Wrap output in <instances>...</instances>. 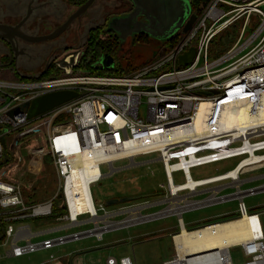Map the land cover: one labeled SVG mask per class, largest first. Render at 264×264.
<instances>
[{
  "label": "built area",
  "instance_id": "built-area-1",
  "mask_svg": "<svg viewBox=\"0 0 264 264\" xmlns=\"http://www.w3.org/2000/svg\"><path fill=\"white\" fill-rule=\"evenodd\" d=\"M263 6L264 0H211L176 45L165 47L152 62L124 75H90L78 70L86 50L82 47L74 50V54L69 55V51L59 56L51 69L55 71L54 75L29 81H0V159L4 155L3 141L6 137L36 124L35 127L46 131V144L29 149V153L50 155L59 182L50 199L28 206L19 185L0 180V218L7 223L6 238L0 246H9L0 259L51 250L90 235L102 239L104 232L117 225H100L101 231L97 233L86 231L58 239L45 238L35 243L34 238L52 233L54 229L36 231L29 225H16V222L51 216L59 195H62V205L68 212L58 220H71V205L85 201L87 195L94 205V213L85 210L77 212L75 217H102L90 189L93 183L106 176L101 173L100 166L109 165L112 170L117 161L135 162L138 156L156 154L167 178L161 189H165L166 197L174 201L173 209L166 208L159 216L168 217L173 212L179 217L181 226V230L172 235L176 254L162 264H234L231 248L205 252L203 259H194L193 255L181 258L175 241L184 230H197H187L183 226L185 211L230 200L239 203V217L230 221L247 217L260 231L258 237L237 245L249 259L244 264H264L261 214L249 213L245 204L246 197L264 192V184L242 189L243 185L263 179L264 175L241 179L244 172L264 170V123L257 121L250 127L221 130L225 103L249 107L252 117L259 114L263 104ZM242 19L235 46L222 57L210 61L209 50L214 38ZM249 25H258V28L238 46L241 39H245ZM190 48L196 50L194 60L186 67L178 66L179 57ZM71 57H74V63H70ZM70 66L72 72H62ZM62 90L77 92L80 98L37 119L30 118L29 106L35 99ZM205 92H210V95H205ZM204 103L210 104V108L204 119L205 130H202L199 118ZM238 108L235 107L234 111ZM237 157L243 159L235 169L223 175L200 181L191 177L190 171L194 168ZM88 163L97 165L99 169V173L90 179L86 177ZM179 171L185 178L182 185H177L172 177ZM235 171L238 172V184L229 176ZM225 181L229 182L226 188L235 189L234 194L214 195L201 202L185 196V193L195 194L202 187ZM189 184L194 186L189 187ZM100 209L106 213L103 206ZM142 218L150 221L156 216ZM54 259L51 256V260ZM104 264L135 263L132 257H109Z\"/></svg>",
  "mask_w": 264,
  "mask_h": 264
},
{
  "label": "rangeland",
  "instance_id": "rangeland-1",
  "mask_svg": "<svg viewBox=\"0 0 264 264\" xmlns=\"http://www.w3.org/2000/svg\"><path fill=\"white\" fill-rule=\"evenodd\" d=\"M75 8H78L74 6ZM264 9V6L262 7ZM243 19L235 23L239 27ZM258 28V25H249L245 30V39H241L238 46L248 39ZM228 30V29H227ZM234 33H227L226 41H234V45L238 40V31L234 28ZM223 33V32H222ZM230 35V36H229ZM232 43V44H233ZM164 41L151 39L148 43L135 42L132 37L120 42V49L115 63L110 69H114L118 64L126 70L139 69L147 63L153 61L156 56L164 49ZM45 45L37 46V49L29 53L32 56L30 64L37 67L34 69H26L21 71V74L26 77L35 78L42 73V58L45 57ZM49 52V51H47ZM43 53V55H42ZM48 54V53H46ZM2 56V55H1ZM0 56V58H1ZM22 56L19 62L22 61ZM210 61H213L214 56H210ZM117 63V64H116ZM229 62L223 64L227 65ZM93 68H98L97 64H92ZM83 73L90 75H98L97 71L91 70L89 67L80 66ZM72 72V66L63 69L62 72ZM129 73V72H128ZM55 71H51L49 75H54ZM20 78L13 71L4 69L0 71V81L17 82ZM36 125V124H35ZM35 125L27 126L20 133H15L9 136L7 145L14 157H17V162H11L3 171L0 172V179L9 181L19 185L24 194L25 200L28 197L40 196L42 190L50 183L51 176L54 177L55 167L48 164L50 155H31L29 149L33 147H44L46 140V131L38 129ZM37 126V125H36ZM33 129V131H31ZM30 131L33 134H30ZM18 137L21 140H15ZM158 156H138L135 158L134 165L129 168L117 171L110 168L109 165H101L100 171L105 176L102 180L93 183L90 186L91 195L96 208L99 209L100 216H104L107 221L118 224L126 218V215H121L114 219L108 220L107 216L110 211H116L115 214H120L124 210L130 209L133 202L109 206L105 202L117 198H132L142 196V201L152 202L166 197L165 189H161L162 185H166L167 178L161 161H156ZM243 157H237L219 163L205 165L194 168L190 171L193 180L206 179L215 175L225 174L237 167ZM52 160V158H51ZM131 163L130 160H121L113 164V168L125 167ZM264 175V170L256 169L241 174L242 180H247L252 177ZM56 190L59 186L58 177L55 173ZM173 180L177 185L185 183V178L182 172H174ZM228 181L220 182L218 185L228 184ZM264 184V178L257 181L247 183L242 186L243 190L256 188ZM55 190V191H56ZM235 189L225 188L220 192L221 196H229L234 194ZM34 195V196H33ZM139 201V202H142ZM63 204V199L55 200V206L60 207ZM238 201L230 200L224 203L215 204L204 208L203 210H194L183 215L187 230H195L202 228L212 223H220L230 221V219L239 217ZM245 204L249 213H260V220L264 230V192L254 196L245 198ZM101 206L106 209V213L101 211ZM165 205L150 208L144 211L142 216L153 215L155 212L162 210ZM212 213L214 217L210 216ZM128 221L120 226L111 227L109 231L102 234V239H98L95 235L80 238L77 240L68 241L65 244L55 246L51 250H40L32 254L24 255L20 258H2L0 264H104L109 257L122 258L132 257L135 264H162L173 258L176 254V246L173 242L172 235L181 230L178 217L169 216L145 221L141 216L138 221ZM206 218H205V217ZM144 220V221H142ZM113 221V222H112ZM95 221L90 216H84L78 219L76 223L71 220H56L51 221L50 218L27 219L16 222V225H29L33 230L42 231L53 228L54 231L45 236L34 238L35 243L41 242L45 238L58 239L90 231L94 228ZM101 226L106 225L104 222L99 223ZM66 226V227H65ZM66 229V230H65ZM9 247V246H8ZM8 247L0 246V255H3ZM231 255L234 264H244L249 259L243 254L242 248L239 246L231 248ZM54 256V260H51Z\"/></svg>",
  "mask_w": 264,
  "mask_h": 264
},
{
  "label": "water",
  "instance_id": "water-1",
  "mask_svg": "<svg viewBox=\"0 0 264 264\" xmlns=\"http://www.w3.org/2000/svg\"><path fill=\"white\" fill-rule=\"evenodd\" d=\"M97 0H87L83 5L78 7L65 22L59 27L54 29L48 34H44L41 30V15H36L35 19L31 23L32 31L23 30V25L29 18L30 13L42 9L41 6H36V2L31 1L26 6L29 9V13L22 22L15 26L0 24V42L4 46H0V56L5 54L14 55L16 58L20 54H26L32 52L38 45L44 44L45 48L53 49L56 47L54 41L58 40L59 48L55 52H59L56 57L61 56L63 53L71 51L69 55L74 54V50H78L84 47V41L78 47L71 46L66 42L68 31L73 27L76 21H80L86 13H88ZM135 7L134 11L122 15H112L108 17L106 23V31L114 32L120 42L127 40V38H136L139 35H145L150 39L164 41L165 43L173 38L176 33L183 29L184 33H187L192 28L197 19V15L193 13L191 4L188 0H129ZM33 11V12H32ZM142 17V20L139 18ZM36 21V22H35ZM70 35V34H69ZM67 36V37H66ZM62 45V46H61ZM67 54L66 57L69 56ZM196 55L195 48H190L185 54L181 55L178 59V66L186 67L192 63ZM64 59V58H63ZM74 57H71L70 63H74ZM115 63L113 56L110 54L103 55L99 61L95 64L100 69H110ZM67 63H64L66 66ZM2 66V65H0ZM48 65L46 69L37 77L40 78L48 72ZM23 77V76H22ZM29 78V77H27ZM205 95H210V92H205ZM80 96L74 91H56L43 95L35 99L29 106V116L31 119H37L54 109L61 107L62 105L79 99ZM5 146V141H3ZM62 195L58 196L61 199ZM142 196H135L132 198H117L111 199L105 202L106 205L113 206L123 204L126 202L136 201L142 199ZM165 204L160 205H167ZM131 209L124 210L120 214L108 215L107 219L111 220L121 215H127ZM133 211L142 213L141 210ZM162 211H159L156 215V219L160 218ZM142 215V214H141ZM104 217V216H103ZM145 217V216H143ZM128 219L120 221L118 224L122 225L126 223ZM151 221V220H150ZM147 222V221H146ZM94 228L88 232H95Z\"/></svg>",
  "mask_w": 264,
  "mask_h": 264
},
{
  "label": "bare ground",
  "instance_id": "bare-ground-1",
  "mask_svg": "<svg viewBox=\"0 0 264 264\" xmlns=\"http://www.w3.org/2000/svg\"><path fill=\"white\" fill-rule=\"evenodd\" d=\"M262 101L263 104L261 105L259 114L256 115V117L250 116L249 107H244L236 103H225V105L222 107L223 113L221 116V130L228 131L234 128L241 129L250 127L254 122L257 121L264 123V96ZM235 107H239L237 111H234ZM209 108L210 104L208 103H204L202 105L201 115L199 118V126L202 130H205L204 119ZM92 165V163L87 164V179H90L99 173L97 165ZM237 173V171L232 172L229 176L232 177L238 184ZM193 186L194 184H189V187ZM77 198H79V195H77ZM71 206L73 211L71 221L74 223L78 221V219L75 217L77 212L87 210L94 213V205L92 204L89 195H87V199L85 201H79L77 204H72ZM134 212L135 211L130 210V213ZM136 216H133V218L129 220L131 221L136 218L139 219L140 215L137 217ZM93 220L96 224L95 233L101 231V226L99 224L100 222L106 223L107 226L116 225L107 221L105 217L94 216ZM259 234V228L253 225V222L245 217L243 219H237L234 221H226L224 223H216L213 225L210 224L192 232L184 230L183 233L175 238V241L179 251L178 253L181 258L193 255L195 256L194 259H203L206 257L205 252L212 251L214 249L225 250L236 247L241 243L253 240L255 237H258Z\"/></svg>",
  "mask_w": 264,
  "mask_h": 264
},
{
  "label": "trees",
  "instance_id": "trees-1",
  "mask_svg": "<svg viewBox=\"0 0 264 264\" xmlns=\"http://www.w3.org/2000/svg\"><path fill=\"white\" fill-rule=\"evenodd\" d=\"M68 4L76 7H80L83 5L87 0H66ZM191 4L193 13H195L197 16L200 15L201 10L203 7L207 6L211 0H188ZM234 28L237 29L238 31V36L240 34V30L242 28V23L240 24L239 27H236V25H232L228 30L222 31L219 33L214 40L212 41V44L210 46L209 54L210 56H214L215 59H218L225 55L234 45V41H226L224 38L227 39L226 36H228L227 33H234ZM184 33L180 32L176 34L173 38H171L169 41H167L164 45L168 48H172L174 45L178 43V41L183 37ZM230 36V35H229ZM148 37L145 35H139V37L135 38V42H146L148 41ZM84 47H86L84 56L82 58L80 66L84 67H89L93 71H97L96 74L98 75H110V76H119V75H124L127 74L128 72L130 73L132 70H126L124 68H121L117 63L116 67L114 69H100L98 68H93L92 64H95L99 61V59L106 54H110L113 56L115 59L118 56L119 49H120V40L118 37L115 35L114 32L106 31V25H100L97 27H93L90 29L89 33L87 34L86 39L84 40ZM233 43V44H232ZM51 71H48L44 75H41L40 79H44L49 76ZM21 81H29L33 80V78H27V77H21ZM40 129V128H39ZM33 131V129H31ZM30 131V134H33V132ZM22 132L19 131L18 133ZM9 137V136H8ZM5 138V150H4V155L0 159V172L3 171L11 162L15 163L17 162L18 159L17 157H14L12 155V152L10 151L8 145H7V138ZM23 137L18 138L15 137V140H21ZM46 144V142H45ZM48 158V164H52V160L49 156ZM19 161V160H18ZM55 171V170H54ZM54 181L56 180L55 178V173H54ZM53 178L51 176V181L48 186L42 190L40 196L37 197H28L26 199V204L28 206L38 204L45 202L46 200L50 199L54 194L56 190V185L54 183ZM1 180V179H0ZM5 181V180H2ZM9 182V181H6ZM11 183V182H10ZM34 196V195H33ZM67 208L63 205L60 207L54 206L52 215L47 217L50 218L51 221H56L57 218L66 215L67 214ZM31 219H38V218H31ZM228 221V220H227ZM226 222V221H224ZM220 222V223H224ZM7 223L4 221V219L0 218V243L5 240L4 236V231L6 228Z\"/></svg>",
  "mask_w": 264,
  "mask_h": 264
},
{
  "label": "flooded vegetation",
  "instance_id": "flooded-vegetation-1",
  "mask_svg": "<svg viewBox=\"0 0 264 264\" xmlns=\"http://www.w3.org/2000/svg\"><path fill=\"white\" fill-rule=\"evenodd\" d=\"M31 1L36 2V4H37L36 6L37 7L41 6L42 9H39L38 11H36V9H35V12L32 11L33 13H30L29 18L26 20V22L23 25V30H28V31L33 30V28L31 27V23L34 20H37V19H35L36 15L42 16V19H40V21H41V24H44L47 16L54 17L55 19H57L61 15L63 7L65 8L66 6H72V5L68 4V2L66 0H50L49 2L48 1H42V0H0V24L15 26V25L19 24L20 22H22L24 20V18L27 16V14L29 13V9L27 8L26 4L30 3ZM97 3H98V0L95 2V4L92 7H94ZM49 4H51V8H53V9H52V11L48 12ZM108 6L111 7L114 11H112V12L108 11L109 13L107 15H105V18H104V21L102 24H98V25H92L91 24L90 26H87V29H86L87 34L89 33L90 29L93 27H97L100 25H106L109 15L112 16V15H118V14L119 15L127 14V13L133 12L135 9L134 5L129 0H111L110 3H108ZM107 9H108V7H107ZM86 14H88V13H86ZM139 20H142V17L139 18ZM65 21H63V22H65ZM63 22H60L58 20L55 23L56 26L54 29L59 27ZM74 30L75 29L72 27L68 31V33L66 34L68 36V40H66L65 43L69 44L70 39L73 37V35L77 34V33H75L76 31H74ZM180 32L184 33L183 29H180L176 34H178ZM87 34L85 36V39L87 37ZM137 37H139V36H137ZM148 39H149L148 41L142 42V43L150 42L151 39L150 38H148ZM54 43H55L56 47L51 49L49 51V53L46 54L45 58H42V63H41L42 71H44L46 69L47 65L49 67L48 71H51L53 64L59 58V57H56L59 54V52H55V51H56V49H58L60 47L59 46L60 43L58 42V40L54 41ZM0 46L2 48L4 47L1 42H0ZM165 47L166 46L164 45V48ZM166 48H168V47H166ZM29 53H31V52H28L26 54H20L17 58L11 54L2 55L0 58V65H4L5 66V67H3L4 69H9V70L13 71L15 74H21V71H20L21 69L26 70V69L37 68V67L32 66V64H30V61H32L33 58H32V56L28 55ZM21 55H23L22 61L19 62ZM139 201H142V200L139 199L136 201H131V202H133V204L131 205L132 210L134 208L135 210H141V212L142 211L144 212L147 209L153 208L150 205V202H147V201L139 202ZM166 202H168V201H166ZM166 202H164V203L160 202L159 206L161 203L165 204ZM154 219H156V218H154Z\"/></svg>",
  "mask_w": 264,
  "mask_h": 264
},
{
  "label": "crops",
  "instance_id": "crops-1",
  "mask_svg": "<svg viewBox=\"0 0 264 264\" xmlns=\"http://www.w3.org/2000/svg\"><path fill=\"white\" fill-rule=\"evenodd\" d=\"M42 1H50V0H42ZM111 0H98V3L91 8V10L88 12V14H85V16L80 20V21H76V23L74 24L73 28L75 29L74 31H76L75 35H73V37L70 39V43L69 45L71 46H75V47H78L81 42H83V40L85 39V36L87 34V26H90L91 24L92 25H98V24H102L103 21H104V18H105V15H107L109 12L108 11H114L111 7L108 6V3H110ZM102 6V7H101ZM108 7V9H107ZM48 12L49 11H52L53 8H51V4H49V7H48ZM77 8H75L74 6H66L65 8L63 7L62 8V13L61 15L59 16V18L55 19L54 17H50V16H47L46 17V20L44 22V24H42L41 26V30L44 34H48L50 33L51 31H53V29L55 28L56 26V22L59 20L60 22H63L65 21L69 15H71ZM49 14V13H48ZM51 14V13H50ZM77 28V29H76ZM37 49V47L35 48ZM47 51H50V49H47L45 48V52H44V55L42 53L43 56L46 57V53H49ZM72 51V50H71ZM43 57V58H45ZM3 67H5L4 65L0 66V71H3ZM9 70V69H8ZM20 70V69H19ZM11 71V70H10ZM22 71V69L20 70ZM43 72V71H42ZM19 78H21L23 75L22 74H17ZM23 77H26V76H23ZM156 161H159L157 158L155 159ZM134 165H140V163H135V162H131L128 166H125V167H119V168H113L117 171H121L123 169H126V168H129L131 166H134ZM55 173H56V170H55ZM57 174V173H56ZM220 175H223V174H220ZM107 176V175H106ZM215 176H219V175H215ZM215 176H212V177H215ZM208 178H211V177H208ZM200 180H203V179H200ZM200 180H195V181H200ZM228 184H224V185H218V183L216 184H211L207 187H202L199 189V191L195 194H190V193H185L186 197L187 198H190L192 200H195V201H205L207 200L209 197L211 196H214V195H218V196H221L220 195V192L226 188ZM168 201V205H166L162 210L160 211H163L165 210L166 208L168 209H173L174 207V201L171 200V198H168V197H164L162 199H159V200H155V201H152L150 202V205L154 208V207H158L159 206V203L160 202H166ZM161 203V204H163ZM209 206H212V205H205V206H202L198 209H194V210H203L204 208H207ZM130 209L132 210V208L130 207ZM194 210H187L183 213V215L187 212H190V211H194ZM159 211L155 212V214L153 213V215H148L149 217L150 216H156L157 213ZM172 212V211H171ZM110 214L108 215H116V211H110L109 212ZM144 212L142 211V213H138V212H134V213H131L129 218H133V216H138L140 215L141 217H143L141 214H143ZM133 215V216H132ZM210 216H206V217H214V216H211L213 215L212 213L209 214ZM136 216V217H137ZM169 216H177L175 213L172 212L171 215H168ZM147 217V216H145ZM178 217V216H177ZM205 217V216H204ZM205 217V218H206ZM162 218V217H160ZM127 219V218H125ZM159 219V218H158ZM124 220V219H123ZM135 221H138L137 218L134 219ZM134 220H131V221H134ZM152 220H155V219H152ZM151 220V221H152ZM178 220H179V217H178ZM122 221V220H121ZM113 222V221H112ZM180 222V220H179ZM119 223V222H118ZM137 224L138 223H141L140 221L136 222ZM182 223H183V226L186 228V224H185V221L182 217ZM117 226H119L118 224H116ZM53 229V228H52ZM49 230V229H47ZM264 231V230H263ZM48 234V233H47Z\"/></svg>",
  "mask_w": 264,
  "mask_h": 264
}]
</instances>
